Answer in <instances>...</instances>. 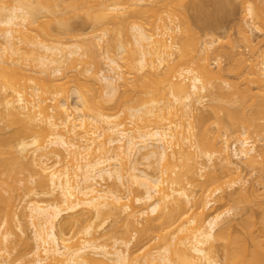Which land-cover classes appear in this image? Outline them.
<instances>
[{"label":"bare ground","instance_id":"obj_1","mask_svg":"<svg viewBox=\"0 0 264 264\" xmlns=\"http://www.w3.org/2000/svg\"><path fill=\"white\" fill-rule=\"evenodd\" d=\"M1 1L0 121L4 127L2 131L5 128L11 131L6 133L8 136L5 134L6 137H0V263L264 264V235L261 234L258 243L260 234L256 238L252 231L255 220L253 221L251 208L242 207V211H239L241 213L238 212L240 221L237 220V224L242 234L238 232L239 235H235L237 231L229 224H220L232 208L217 212L219 205L212 207L215 202H222L231 194L227 196L222 193L224 178H230L233 184L241 183L242 169L239 163L257 170L260 174L258 179L264 183V50L256 51V44L253 59L237 57L240 63L237 66H248L247 71L244 69L245 73L238 68V76L255 84L259 92L255 89L257 93H250L247 85L249 90L244 87L239 91L234 87L235 83L230 85L232 90L229 92H234L233 95L226 94L225 91L222 93V87H213L220 92L218 100L211 105L214 115L212 118L210 113V117L205 115L203 118L200 115L202 119L197 124V117H192L194 104H201L210 95L206 92L210 88L207 85L215 72H212L208 63L194 66L193 61L197 54H206L214 40H203L198 36L200 40L197 39L198 44L194 43L195 46L191 47L192 53L188 52L183 41L175 43L172 39L176 37L169 34L177 32L179 26L172 27L170 22L152 23L151 27L155 25L154 29L152 33H148L147 28H143L147 24H142L141 27L135 23L128 26L129 29L126 28L131 34L128 40L125 38L126 45L132 40L125 48L122 45L124 43L118 41L122 40V34L127 31L118 30L122 33L119 37V32L115 31V27L119 29L117 24L121 26L123 21L119 19L123 9L120 3L119 6L116 4L118 0L111 4L107 0L105 2L104 9L106 8L108 18L112 21L106 20L107 16L104 19V14H100L101 17L96 15L103 9L98 0H93L92 3L99 4V12L97 7L95 11L94 4L87 3L86 0H67L70 3L67 6L68 12L73 9L72 12L77 15L80 9L76 8L85 9V1V6L88 7L89 4L86 10L90 5L94 8L91 7L95 14L93 11L90 13V9L86 12L91 18L96 20L97 16V20L111 21L113 24V30L109 28L112 32L108 31L107 26L102 34L91 37L93 46H98L99 41L106 36L108 42H105L109 43L107 45L112 51V55L110 52L104 53L105 68L94 74L90 68L81 66L84 62L82 58L86 56L81 46L72 44L67 45L66 49L61 48L59 36H51L52 30L49 31L48 26L43 29L44 32H40L43 25H40L38 18L42 22L43 17H50L48 12L55 13L56 5L55 9L52 8L54 6L47 5L48 0ZM67 1H58L64 5L59 4L57 7L59 11L62 6L60 16H53L51 13L55 19L60 20L59 23L50 17L56 25L61 22V30L66 25L69 26L62 19V15H66L63 12L67 8L65 11L63 8ZM240 1L241 5L244 4L247 17L251 20L256 18L258 22L264 20V11L260 10L261 6L258 7L257 0ZM54 2L58 3L57 0ZM257 2L262 3L264 0ZM257 7L262 14L257 11ZM43 10L45 16L42 14ZM106 10L103 13H107ZM94 15L96 16L92 17ZM111 23L108 24L110 27ZM249 25L250 22H245L238 26L243 38L241 40L247 44L254 42L246 29ZM65 29L68 30L67 27ZM46 30L50 34L47 35ZM34 31L45 33L54 43L52 37L55 36L58 42L56 40L54 45L45 41L43 43L40 40H43L45 34L32 35ZM69 34L68 32L67 35ZM36 36H41V39L36 40ZM47 38L44 37V40ZM172 48L179 52L178 57H175L171 68L166 65L165 70L168 68L170 71L165 73L163 70L165 75H161L160 68L164 67V63L170 62L171 65L174 60L172 58L170 61L172 54H175L171 52ZM123 52L126 53L123 55L127 56V60L122 59ZM118 57L125 61L124 66L131 65V68L128 67L129 72L142 70L148 79L144 80V75L135 80L123 76V61L117 60ZM177 67H180L179 70ZM153 82L158 90L156 86L153 87ZM118 83L126 89L119 96ZM128 85L133 87V93ZM237 89L239 95L236 96ZM90 91L92 97H89ZM214 95L211 93L209 98L212 100L213 96L216 99L217 94ZM220 97H225V101ZM127 101H133V105L124 106ZM121 114L125 115L121 117ZM206 116L211 119H206ZM192 118L196 124L190 120ZM206 120L211 125V122L215 123V130L207 127L210 125ZM189 121L197 127L190 126ZM227 133L235 134V137L232 135L235 138L232 149L226 145L224 136ZM228 138L230 137L227 136L226 140ZM140 159L145 161L146 169L141 165ZM216 165L219 166L217 170L206 172V176L203 174L205 168ZM19 167L30 170L29 173L33 174L36 186L34 196H48V200L43 203L41 199L40 202L28 197L29 200L24 199L26 201L22 210L17 212L14 207L18 204H14L10 191L18 181ZM200 174L204 179L197 178ZM100 181L109 182L107 189L98 187ZM193 187L196 190L193 191ZM254 191L252 187L248 189L240 186L237 202L250 203L256 194L260 197ZM253 193L255 196L251 197ZM262 206L260 208L264 209ZM262 212L264 210L261 211L264 215ZM62 214L67 216L64 217L66 220L62 219ZM24 217L28 219L25 222L32 232L30 245L29 237L19 238L22 235L18 233L17 237L13 232L12 222L15 220L20 233L25 235ZM60 218L63 224H70L71 227L68 228L72 229L71 235L64 234L63 228L56 232V223ZM107 219H111L115 225L113 232H108H117L114 236L116 238L104 231ZM261 221L264 223V216ZM166 229L169 231L163 232ZM14 235L18 240L12 239ZM155 238H158V242L150 244ZM14 240L23 244L19 245L25 249L20 248L11 257L14 246H10L15 244ZM133 241L141 243L140 248L146 247L141 254L133 255L130 251ZM218 245L222 247L220 260L216 255ZM7 256L12 259L6 261Z\"/></svg>","mask_w":264,"mask_h":264},{"label":"rangeland","instance_id":"obj_2","mask_svg":"<svg viewBox=\"0 0 264 264\" xmlns=\"http://www.w3.org/2000/svg\"><path fill=\"white\" fill-rule=\"evenodd\" d=\"M3 1H5V0H3ZM31 1L34 2V0H31ZM48 1L50 2L51 0H48ZM48 1H47V5L48 4H50L52 6L56 5V9H57L56 11L58 12V13H56V11H55V13H53L52 11H50V12H48V13H50L49 16L50 17H53L55 14H57V17L60 16L59 13L61 11V7L64 6V5H62L63 2L62 3H59L58 2L59 0H57L58 3H55L54 2L55 0H54L53 2L51 1V3H48ZM62 1H65V0H62ZM94 1L97 2V0H94ZM94 1L93 0H86L87 3L88 2L89 3L90 2L92 3ZM99 1H100L99 4L102 6L103 9L102 8L101 9L103 11L102 10L100 11V9L97 7L99 4H97L96 2L95 3L97 5H95L94 3H92V4L95 5V7H94L95 8V11H96V7H97V11L98 12L100 11L99 14L97 13L96 15L104 14V15H102L103 18L105 16H107V19L106 18H104V19L111 20L112 21V19L110 17H109L110 19L108 18V15H109L108 14V11L106 10V8L104 9L106 0L105 1L98 0V2ZM239 1L240 0H118V1H116V4H118V6H119V3H120V6H122V9H123L121 11V12H123L121 14L122 16L119 17V19L123 20L122 21V24L120 22L121 20L119 21V23L121 24V26L123 27V29H122V27L120 25L119 26L121 28L118 26V24H117L118 21L117 20H116L117 22H115V21H113V22H115L117 24V28H119V29H116V27H115V31L116 30L117 31L120 30V31H124V32L127 31L126 33H123L125 35H123L120 31H118L119 32L118 35L116 33V35L118 37H119L120 34H122V37H121L122 40H119L118 41V39H119L118 38L117 41L118 42H121V43H124L122 45L125 48L129 46L128 44H130V41L132 40L131 39L129 41V43L126 45L125 38L128 40V36L131 35L130 34V30H129V33H128V29L130 28L128 26H130L132 24H135V23L141 25V27H143L145 24H147V25H145L146 27L144 26L143 28H145V29L147 28L146 31L148 30L147 31L148 33H152V30L154 29V26L155 25L152 26L153 27L152 28L151 27L152 23H155V24H162L163 23L164 24V22H165V24H167V22H170L169 24H171L172 27H175V26L178 27L179 26L177 32H170V31H168V33L170 32L169 33L170 36H175L176 37L175 39H174V37L172 39V40L176 41L175 43H179L180 41H183V43H184L185 47L187 48L188 52L189 51L192 52L193 50L191 51V47H193L196 44H198L199 41L196 43V40L197 39L200 40V38H198V36H200L203 40L204 39H206V40H208V39L214 40V43L210 46V48L208 49L207 53L206 54L204 53V55L203 54H197L196 57H195V59H194V61H193V65L194 66L204 64V62H205V64L208 63L209 67L211 69H213L212 72L214 71L215 74L212 75L211 80L209 79L210 81L208 80L209 82H208V85L207 86L210 87V88H207L209 90H206V92L208 91L207 92L208 95L210 93L209 96H211V93H212L213 96H215L214 94H217L216 97H215L216 99H213V96H212V100H211L210 99L211 97L209 98V96H207V97H205V99H203V101L201 102V104L200 103L199 104H197V103L194 104L195 106L193 107V110H192V113H193L192 117H195V116L197 117V124H198V122L200 123V121H198V120H201L202 119V116H203V118H205V115H207L209 117L211 115V118H212V115H214V112L211 109V105H212L213 102H215V100H218L217 99L218 98V93L220 95V92L216 91L218 89H215V88H217V86H219V88L222 87V89H220V91L222 93H223V91H225L226 94L227 93H230V94L232 93V92H229V91L232 90L231 89L232 86L230 87V85L231 84L233 85L234 83H235L234 84L235 85L234 87L235 88L237 87L239 89V91H240V89H243L244 87L246 88L247 86L250 89V93L252 91V93L254 92L253 94H255V91L256 90L257 91L259 90L257 87L255 88V86H254L255 84L249 83V81H247L245 79L243 80L242 78H240L239 77L240 75L238 74V72L236 70H238V68H239L240 70H243V72H244L245 71L244 69H246V71L248 69L247 68L248 66H245L244 68L243 67H240V66H237V63L240 65L239 60H237V57L239 58V56H243L244 59L246 57V58H249L251 60L254 57V55H253V52H254L253 49L256 50L255 48L257 47V50L256 51L264 50V47H262V46H264V44H262V43H264V26H262V25H264V20H260L262 22H260V21L258 22L256 18L253 19V20H251L249 17H247L245 15L244 9H243L244 4L241 5L242 3H241V1L240 2ZM257 1H256L257 5L259 3L258 7L259 6L262 7V9L260 7V10L261 11H264V4H262L264 2L260 3V2H257ZM78 2L80 3V1H78ZM86 2L84 1V5H83L85 9L76 8V9H80V11L74 10V11H77V15H75V13L72 12L73 9L69 10L70 12H68V9L69 8L67 6H70V3L68 1H67V4L69 3V5L65 4L66 7H64L63 9H64V11H65V8H67V9H66V12H63V13H65L66 15H62L63 18H62V16H61V18L63 20H65V22H64L65 24L69 23V26L66 25V27L68 28V30L65 29L66 27L64 28L65 31H64V29L61 30L60 29L61 28L60 26L62 25L61 22H60L61 25L59 24L60 26L58 24H57L58 26L55 24L56 22L59 23L60 20L58 21L54 17H53L54 20H57L56 22L52 18H50V17H48V18L51 19V20L48 21L49 19L44 15L45 13H43L44 10L42 11V14H43V16H45V18L44 17H43L44 19L42 18V22H41V19L38 18V20H39L38 22H40V25L41 26L43 25V26L42 27L38 26L37 25L38 23L36 25H37L38 28L39 27L42 28L40 30V32L48 26L47 28L49 29V31L52 30L51 36H52V34H55L56 36H59L58 38L61 41L60 43H62L61 48L66 49V46L67 45H72V44H77V45L81 46V48L84 50V52H86V54H85L86 56H84L82 58L84 62H83V64H81V66H83V68H90V71L92 73L96 74V73H98V71L100 72L101 69L105 68V64H104L105 61L103 59L104 53L105 52H110V55H112L111 54L112 51H110L111 50L110 46L107 45L109 43H107L108 42V38L106 36L105 37L107 39L105 37H103L102 40L99 41L100 42V45H98V46L97 45L93 46V43L91 41V37L94 34H96V35L102 34V30L105 29L107 26H108V31H110L113 28V24L111 23V21L110 22L108 21L112 25V27H110V25H108L109 23L106 20H104V21L97 20L98 18H97L96 15L92 16V17H95L96 16V20H95V18L94 19L91 18L90 14H88L86 12H89V9H90V13H91V11H93L94 8H93L92 5H90V8L87 9L88 10L87 11L86 8L89 7V4H87L88 7L85 6L86 5L85 4ZM107 2L109 4H111L112 2L114 3V0H111V2H109V0H107ZM2 3L0 5H2ZM45 3H46V1H45ZM64 3H66V2H64ZM82 3H83V1H82ZM82 3H80V4H82ZM108 3H106V4L108 5ZM33 4H35V3H33ZM59 4H61L62 6L59 7V11H58V8L57 7L59 6ZM80 4H78V5H80ZM258 7H257V11L261 13V11L258 10ZM52 8L55 9V6L52 7ZM47 9H49V8L47 7ZM84 10H86V11H84ZM104 10H106L107 13H103ZM46 12H47V10H46ZM51 13L53 14V16H52ZM87 14L90 17H88ZM93 14H95L94 11H93ZM105 14H107V15H105ZM156 15H158V16H156ZM262 15H264V14H262ZM47 16H48V14H47ZM100 17H101V15H100ZM152 17H153V19H152ZM168 17H170L172 20L170 18L167 19ZM61 18H59V19H61ZM65 18L68 19L69 22ZM117 18H118V16H117ZM143 18H144V20H143ZM99 19H101V18H99ZM114 19H116V18H113V20ZM149 20H151L152 22H150ZM153 20L156 21V22H153ZM95 21H97V22H95ZM99 22H103V23H99ZM104 22H106V23H104ZM245 22H247V23L250 22V25H249L250 27H247L246 29L248 30L249 34L251 35V37L253 39L252 41H254V42H252L253 45H251L252 43L247 44L244 40L243 41L241 40L243 38H242L241 34H239L240 32H239L238 26H239V24H244ZM65 24H64V26H65ZM142 24H143V26H142ZM148 24H149V27H148ZM36 25H35V28H36ZM114 26H116V25L114 24ZM38 28H36V30ZM109 28H111V29H109ZM126 28H128V29H126ZM148 28L150 29L151 32L149 31ZM69 29H71V30L69 31ZM105 30H107V28ZM112 30H111V32H112ZM47 31L48 30H46V32H45L46 34L48 33ZM62 31H64V32H62ZM108 31H107V33H108ZM43 32H44V30H43ZM65 32H67V33L66 34H63ZM68 32L70 33L69 35H67ZM45 33H41L40 34L39 32L36 33L34 31L32 33V35H37V34L38 35L39 34L40 35H42V34L44 35ZM48 34H50V33H48ZM45 35H44V37L47 38V35L46 36ZM37 36L35 37L36 40H37V38H38V40H40L41 39V36L40 37H37ZM196 36H197V38H196ZM44 37H42L43 40H40V41H43V43L46 42L49 45L50 44L51 45L52 44L54 45L55 43L58 42V38L57 37L54 38L55 36L52 37L53 40L55 41V43L53 41H51L52 40L51 38H49V39L47 38V39L44 40ZM123 37H124V39H123ZM130 37H129V39H130ZM56 40H57V42H56ZM105 41H107V42H105ZM174 41H172V42H174ZM194 43H195V45H194ZM256 44H257V46H256ZM258 45H259V47H258ZM254 46H256V47L254 48ZM105 48L107 49V51H106ZM125 52L127 53V51H125ZM171 52L172 53H175V54H172V56L170 57L171 58L170 61H172V58H174V60L171 62V65H169L170 62L169 63L168 62L167 63H164V67L163 68H160L161 69V73H162V74L160 73L161 75H163L164 72L166 73L167 71H170L168 68H171L172 65H174V63H175L174 61L176 60L175 57H178V54L177 53H179V52L176 51L175 48H172L171 49ZM126 53L123 52L122 55L123 54L126 55ZM125 57H127V56L122 57V59L127 60ZM122 59H120L118 57L117 60L121 61ZM124 60H122L123 62L121 61L122 62V65H123L122 66V74H123V76H126L127 78H130V80H133V79L135 80L136 77H139V79H141L142 78L141 76H143V75H144L143 76L144 78L146 77V75L144 74V72L142 73V70L141 71L140 70L136 71V69L134 68L135 70L132 72V73L135 72L134 74H132L131 72H129V70H128L129 68L128 67L131 68V65L127 64L128 66L127 65L124 66V62H125ZM241 63H242V61H241ZM247 63H248V60H247ZM247 63H245V65H247ZM166 65H168L167 70H165ZM235 66H237V67H235ZM132 67H134V66H132ZM177 68L176 69L179 70L180 67H177ZM230 68L232 70H230ZM235 68H237V69H235ZM160 69H159V71H160ZM217 69L218 70L220 69V71H218ZM163 70H164V72H163ZM130 71H131V69H130ZM165 73H164V75H165ZM216 73H217V75H216ZM175 74H176V71H175ZM218 74H220V75L218 76ZM133 75H135V77H133ZM214 75H215V77H214ZM220 77H222V78H220ZM36 78L37 77H35V81L38 79V78L37 79ZM157 78H158V76H157ZM147 79L148 78H145L144 80H147ZM130 80L128 79V81H130ZM142 80H139V81H142ZM154 81L156 82V84L159 83L158 81H156V78H155ZM245 81H247V83ZM37 82H38V80H37ZM122 83H123V81H122ZM152 84H154V82ZM129 85L127 87L130 90V92L133 93V90H132L133 87L132 86H129ZM118 86H117V88H119L118 89L119 91H117V92H119V94L116 92V94H118L117 96H119L121 93H123L122 91L126 90V89L123 88L124 86L123 87L121 86L120 83H118ZM155 86L156 85L154 84L153 87H155ZM158 87H160V86H158ZM213 87H215V88H213ZM250 87H252V88H250ZM156 88H157V86H156ZM248 88H246V89H248ZM81 89H82V87H81ZM210 89H212L211 92H210ZM238 89H237V92H236L237 93L236 96L239 95L238 94L239 93L238 92ZM156 90H158V88ZM156 90H155V92H156ZM241 91H243V90H241ZM257 91H256V93H257ZM87 92H89V91H87ZM206 92H205V94H207ZM222 93H221V96H222ZM233 93H232V95H233ZM87 94H89V93H87ZM91 94L92 93L90 91L89 97H92V96H90ZM116 94H115V97H117ZM230 94H228V96ZM224 96L226 97L225 94H224ZM236 96L234 94V97L235 98H237ZM225 99H224V101H225ZM72 101H70V102H72ZM47 102H49V101H47ZM216 103H219V101L218 102L216 101ZM124 104L125 103H123V105ZM111 105H113V104H111ZM131 105H133V101H127V103L124 106L128 107V106H131ZM121 109H122V105H121ZM123 113H125V112H123ZM209 113H210V115H209ZM221 114H222V112H221ZM221 114H220V116H221ZM124 115L125 114H121L120 116L122 117ZM200 115H202V116H200ZM198 116H200V117H198ZM207 116H206V119H209V118H207ZM213 118H214V116H213ZM193 119L194 118H192L190 120L192 121ZM209 120L208 121L206 120L208 122V125H210V126H207V127L208 128L211 127V130H212V128H213V130H215L214 129L215 127L213 126V124L215 125V123L211 122L212 123V125H211L209 123ZM191 121H189L191 123L190 126L195 127L194 125H192V122L194 123L195 121H192V122ZM194 124H196V123H194ZM196 127H197V125H196ZM0 128H1V132H2V134L0 133L1 134L0 137H2V135L4 137H6V135L7 136L9 135V134H6V133H8L11 130H9V128H8V130H9L8 131L5 128L7 131L5 129L2 131V129L4 127H3V123L1 121H0ZM195 128H193V129L195 130ZM198 128L200 129V125L198 126ZM197 129H196V132L199 131V130L197 131ZM3 132H4V134H3ZM229 135L227 133L226 136H224V137H225V141H227L226 142V145L228 146V148L231 147V149H232V146L234 144L233 142H235L234 141L235 140V138H234L235 137V134L229 133ZM232 135H234V137ZM254 135H253V137H254ZM227 136L230 137V138H228L226 140V137ZM254 138H256V135H255ZM262 141H264V140H262ZM258 144H259V142H258ZM261 144H262V142H261ZM258 146L260 147V144ZM140 160H141V165L143 166V168L145 167V169H146V165H145L146 163H145V161H143L142 159H140ZM233 160L234 161H237L234 157H233ZM214 161L211 162L212 165H213V162ZM203 164H205V163L203 162ZM207 164H209V163H207ZM239 164H240L241 169H242V179H241V183H235V184H233L234 182L230 178H228V177L224 178L223 179L224 183L222 185V187H223V192L222 193L225 194V195L231 193L229 195L230 197L227 195L228 197L224 198L222 202H215L212 205V207L219 205V207H218L219 209H217V212L218 211L219 212L225 211V210H227L229 208H232L230 214L224 216L223 219H222V221L220 222V224L222 223L221 226L222 225H226V224L228 225L229 224L234 230L237 231V234H235V235H239L238 232H240V234H242L241 231H240L241 228H240L239 224H237L238 223L237 220L240 219L239 216H238L240 214H238V212L239 211H242V210H240L242 207H244L242 209H245L246 207L251 208V212H253L252 213V216H254L253 217L254 218L253 221L255 220V222H254V224L252 226V231L254 232V234H256V236L258 234H260V238L258 236L256 237V238H259V242L258 243H260L261 234L264 235V223H262V221H261V217L264 216V215L261 214V211L264 210V209H261L260 208V206L264 205V204H262V205L260 204V202H264V201H261V200H264V199H262V198H264V183H262V181L258 179V175H260V174H259V172L257 170H252V169H250V167H248L247 165H245L243 163H239ZM209 165H207V166H209ZM142 166H141V168H142ZM22 168L23 167L20 168V173H19L18 179H17L18 181L14 183V189L12 191H10V194L12 195L13 200H14V204H18V205H16L14 207V211L16 209L17 212H20L22 210L21 208H22L23 205H25V201L26 200H29L30 198L31 199L34 198L35 201L38 200L40 202L42 200L43 203H46V200H48L47 199L48 196H46V198L43 195H40V196L39 195H35L34 196L33 191L35 190L36 186H35V183L33 181V178H34V177H32L33 174L32 173H29L30 170H27V169L26 170L25 169L23 170ZM218 168H219V166H217V165L216 166L209 167V168L207 167L203 171V174H205V176H206V172L208 173L210 170H213V169L217 170ZM21 171H22V173H21ZM201 174H200V176L197 177L198 179L201 178ZM202 178H201V180H202ZM25 179L27 181H25ZM107 182L108 181H106V182L105 181H100L98 187L101 188V189L102 188L103 189H107V187L109 186V184L107 186ZM240 186H242V188H248V189L252 187L253 189H255L254 192L260 194V197L255 193L256 194V197L258 196L259 198H257V199H256V197L253 198V199L251 198V202L250 203H245V202L238 203L237 202V200H238V198H237L238 197L237 191H238V189H239ZM187 189H190V188H187ZM191 189L193 191L196 190L194 187L191 188ZM36 191L38 192L39 190H36ZM196 193L194 192V194H196ZM31 194H33V196ZM25 195H27V197ZM253 196H255L254 193H253V195L251 197H253ZM28 197H29V199H27ZM24 199H26V200H24ZM262 207H264V206H262ZM209 211H210V209H208V212ZM239 213H241V212H239ZM262 213H264V212H262ZM65 216L66 215H63L62 214V219L63 220H66V218H67V216H66V218L64 219ZM23 219H24L23 223L26 224V225L25 224L24 225H25V228H26V232L27 233L25 232V235H23V234L20 233L18 224H17V222L15 220H13V222H12L13 223L12 226H14L13 227V229H14L13 232H15L14 234H16V235L18 233H19V235H22V236L17 235V237L19 236V238H21V237L24 238L25 236L29 237V241L31 242V243H29V245H30V244H32V241L30 239V237H32V232H31V229H30L29 225L25 222L28 219L26 217H24ZM62 219L60 218V220L58 221V223H56V232H58L61 228H63L62 229L63 232L64 231L66 232V233L64 232V234L71 235L72 229L68 228V226L71 227L70 224L66 221L67 222V223H65L67 225L66 226L65 224H63V221H61ZM107 220L108 221L105 223V227L106 228H105L104 231L105 232L107 231V235H109L111 232L109 233L108 231H112L113 232V230L115 228V225H114V223H113V221L111 219H107ZM60 222L62 224H59ZM118 224H119V222H118ZM139 227H141V223L139 224ZM233 229H232V232H233ZM167 230L168 229L163 230V232H165V231L167 232ZM116 233L115 232L113 234L111 233V235H112L113 238H116L117 237V236L114 237ZM118 234H120V233H118ZM16 235H14L12 237V239L13 238L16 239ZM16 240H18V238ZM134 241L132 242V244H130V251H132L134 253L133 255L141 254L144 251V248H146V247L144 246L143 248H140V246L142 244L141 243H137V242L134 243ZM262 241H264V237H262ZM14 242H15V244L13 245V243H12V246H10L12 248L14 246V249L12 250L13 252H11V254H10L11 257L15 256L16 251H18L20 248L22 250L25 249V247H24V249H23V247H21L23 244H21L20 242H17L15 240H14ZM156 242H158V238H155L154 240H151L149 243L150 244H154ZM19 244H21V246ZM221 250H222L221 245H218L217 248H216V255H217V258L219 260L221 259ZM13 253H15V254H13ZM11 257L9 258L7 256L6 261L12 259ZM10 262L11 261H8L7 264H9ZM0 264H5V263L1 262Z\"/></svg>","mask_w":264,"mask_h":264}]
</instances>
